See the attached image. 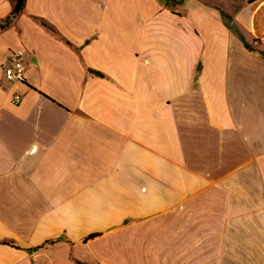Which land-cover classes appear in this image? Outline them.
<instances>
[{
    "label": "crops",
    "instance_id": "0c3cea01",
    "mask_svg": "<svg viewBox=\"0 0 264 264\" xmlns=\"http://www.w3.org/2000/svg\"><path fill=\"white\" fill-rule=\"evenodd\" d=\"M0 264H264V0H26Z\"/></svg>",
    "mask_w": 264,
    "mask_h": 264
},
{
    "label": "built area",
    "instance_id": "2783aa9c",
    "mask_svg": "<svg viewBox=\"0 0 264 264\" xmlns=\"http://www.w3.org/2000/svg\"><path fill=\"white\" fill-rule=\"evenodd\" d=\"M3 71L7 80L11 82L25 81V65L23 62V52L14 51L9 56L8 60L3 64ZM22 100V96L16 94L14 96V103L18 104Z\"/></svg>",
    "mask_w": 264,
    "mask_h": 264
},
{
    "label": "trees",
    "instance_id": "16d2710c",
    "mask_svg": "<svg viewBox=\"0 0 264 264\" xmlns=\"http://www.w3.org/2000/svg\"><path fill=\"white\" fill-rule=\"evenodd\" d=\"M25 3H26V0H15V4H14V7H13V10L11 11V13L8 16H6L5 18L0 19V30H4V29L8 28L12 24L13 20L17 17V15H19L23 11V9L25 7ZM223 15L225 16V13H223ZM40 21L44 26H46L50 30L56 32V29L51 24H49L48 22H46L44 20H40ZM244 43H245V46L247 48H251V45L249 43H247L246 41H244ZM98 235H100V234L99 233H92L89 235V238H93V237H96Z\"/></svg>",
    "mask_w": 264,
    "mask_h": 264
},
{
    "label": "rangeland",
    "instance_id": "374dc122",
    "mask_svg": "<svg viewBox=\"0 0 264 264\" xmlns=\"http://www.w3.org/2000/svg\"><path fill=\"white\" fill-rule=\"evenodd\" d=\"M251 40V39H250Z\"/></svg>",
    "mask_w": 264,
    "mask_h": 264
}]
</instances>
